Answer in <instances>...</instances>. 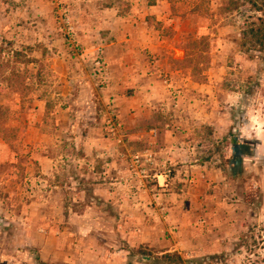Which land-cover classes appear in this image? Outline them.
Segmentation results:
<instances>
[{"label": "rangeland", "instance_id": "374dc122", "mask_svg": "<svg viewBox=\"0 0 264 264\" xmlns=\"http://www.w3.org/2000/svg\"><path fill=\"white\" fill-rule=\"evenodd\" d=\"M129 1L0 0V264H154L142 251L264 264V53L240 45L243 29L259 13L247 1L227 13L224 0H170L178 25H153L166 36L180 33L182 66L187 43L206 36L200 77L207 80L209 68L225 66L215 99L228 101L221 108L233 122L215 136L211 126L182 121L171 108L159 110L166 116L155 117L161 124L144 110L136 127L144 134L131 138L134 130L99 100L97 91L106 84L95 71L103 57L100 39L91 33L84 38L83 29L95 27L82 23L113 4L124 11ZM91 98L98 99L96 106ZM56 109H65L68 118ZM96 123L108 148L103 156H86L83 143ZM160 128L181 132L186 163L208 167L178 172L179 163L164 162L154 152ZM238 141L256 149L244 166L234 164ZM43 156L60 162L56 178L41 185L31 179L42 175ZM99 169L101 177L94 174ZM194 173L204 174L202 183L188 182L187 188L203 202L180 225L181 216L172 218L165 208L176 204L175 196L159 201L153 194L170 187L171 175ZM99 181L113 184L97 186Z\"/></svg>", "mask_w": 264, "mask_h": 264}, {"label": "crops", "instance_id": "0c3cea01", "mask_svg": "<svg viewBox=\"0 0 264 264\" xmlns=\"http://www.w3.org/2000/svg\"><path fill=\"white\" fill-rule=\"evenodd\" d=\"M125 7L127 9L121 11L119 3L113 4L90 15L92 16L90 19L82 18L83 24L91 22L95 28H99L97 32L92 26L84 28L83 37H88L91 33L100 39L99 47L102 49L103 57L107 63L108 76L104 80L106 84L97 93L106 110L113 108L121 120L128 123L127 129L134 130L129 134L131 138H138L144 134L143 130L136 128L140 125L139 120L145 113L144 110L154 116L155 124H161L159 120L155 122V117L166 118V116L160 115L159 110L166 112L170 108L175 111L174 116L179 117L182 121H187L191 125L201 122L211 126L215 136L226 134L233 121L228 110L221 108L227 109L226 106H221V102L228 101H224V97V99H215L216 96L219 97L216 85L223 79L222 74L225 66L209 68L210 75L207 80L198 81L192 75L191 70L178 64L183 59V55L180 54L182 49L178 47L180 33L166 36L163 31L153 25L158 22L178 25L181 18H178L179 21L171 18L172 2L170 0H130ZM173 28L177 29L176 26ZM224 94L226 97L232 98L230 92ZM214 100L217 101V107L212 105ZM97 101L98 99L92 100L91 98L92 107L97 105ZM37 104L41 106L42 103L37 102L35 105ZM56 111L66 114L68 118L65 109L61 111L56 109ZM160 129L161 139H159L158 148L156 147L154 152L157 155L160 154L164 162L175 165L179 163L178 172H182L185 167L202 169L208 167L206 162L198 163L196 160L186 163L187 159L184 157L187 152L184 151L186 141L180 140L181 132ZM190 130L187 134H193L194 129ZM100 131L101 126L99 127L98 123L89 127L86 141L83 143V151L86 156L94 153L103 156L105 148H108L105 136L100 134ZM190 142L188 141L187 144H191ZM233 143L234 158H236L234 164L236 166L243 164L244 166L246 164L244 160H247V156H252L256 149H253L251 143L247 141ZM39 162L42 175L33 177L31 180L38 179L41 185H44L42 182L48 183L51 177L56 178L60 161L58 158L43 156ZM101 168L107 169L104 165ZM102 173L105 172H101L99 169L94 174H99L101 177ZM202 176H204L202 173L201 175L195 173L192 175H171L168 180L166 179L170 187L156 189L153 194L159 201L168 194L175 196L176 204L167 203L165 208L170 212L172 218L178 219L177 217L181 216L178 219L180 225H182L183 219L188 218L202 205L201 194L196 189L191 192L189 191L191 188L189 190L187 188L188 182L202 183ZM159 177L164 178L165 176ZM159 182L163 184L162 181ZM107 183L113 184L110 181H99L96 185L101 186ZM173 184L179 185V189L174 191ZM176 219L172 222L174 223Z\"/></svg>", "mask_w": 264, "mask_h": 264}, {"label": "trees", "instance_id": "16d2710c", "mask_svg": "<svg viewBox=\"0 0 264 264\" xmlns=\"http://www.w3.org/2000/svg\"><path fill=\"white\" fill-rule=\"evenodd\" d=\"M250 4L252 11L259 13L253 21L247 23L243 29L240 45L247 50H253L264 53V0H224L222 7L225 12L239 10L243 5ZM209 40L205 35L198 39H193L185 46L184 62L185 68H192V75L198 81H206L205 77H200L205 68L199 67V60H206L207 52L209 51ZM198 61V62H197ZM142 254L154 260V264H214V261L207 263L205 259L189 260L183 258L178 252H166L160 256H153L152 253L142 251ZM147 257V258H148ZM208 259L215 260L217 256L208 257Z\"/></svg>", "mask_w": 264, "mask_h": 264}, {"label": "built area", "instance_id": "2783aa9c", "mask_svg": "<svg viewBox=\"0 0 264 264\" xmlns=\"http://www.w3.org/2000/svg\"><path fill=\"white\" fill-rule=\"evenodd\" d=\"M95 71H96V75L98 77H100L101 79H103V81L106 79V77L108 76V67H107V63L105 62V59L103 57H99L97 58V60L95 61ZM114 126V124H113ZM114 128V127H113ZM154 134H157L156 131L154 132ZM139 157H137L136 161L139 162Z\"/></svg>", "mask_w": 264, "mask_h": 264}]
</instances>
